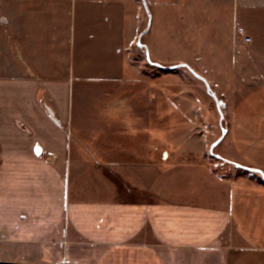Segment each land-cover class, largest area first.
Here are the masks:
<instances>
[{
    "label": "crops",
    "instance_id": "crops-1",
    "mask_svg": "<svg viewBox=\"0 0 264 264\" xmlns=\"http://www.w3.org/2000/svg\"><path fill=\"white\" fill-rule=\"evenodd\" d=\"M70 2L9 0L8 13L0 9V264H264V182L240 169L264 173V0H209L202 11L219 34L203 46L216 51L220 89L246 88L231 108L223 100L228 128L213 144L236 165L226 177L191 148L175 151L191 160L164 168L146 163L139 146L126 151L140 143L127 137L161 144L158 98L103 97L95 105L105 111L77 132L71 84L82 71L61 28L70 10L85 26L113 25L122 56L131 4L147 10L143 0ZM247 24L250 43L237 34Z\"/></svg>",
    "mask_w": 264,
    "mask_h": 264
},
{
    "label": "rangeland",
    "instance_id": "rangeland-1",
    "mask_svg": "<svg viewBox=\"0 0 264 264\" xmlns=\"http://www.w3.org/2000/svg\"><path fill=\"white\" fill-rule=\"evenodd\" d=\"M8 2L9 0H0L2 13H8ZM147 4L151 12L152 27L150 26L143 37L142 33L149 25L147 12L143 11L141 5L134 8L132 4L128 10L131 40L128 51L124 52L123 56V51L115 45V35L111 34L113 25L94 21L85 26L80 19V10H70L69 20L61 28H64L67 41L71 39L76 69L82 71L79 74L82 79L76 78L71 84L72 88L74 86V89H71L75 102L74 127L77 132L89 131L97 118L95 112L105 111V105H95L103 97L131 100L158 98L156 108L160 106L162 113L160 122L157 119L156 123L161 135V144H152V139L147 135L144 138L127 137L123 139L130 141L129 144L140 143L126 151L131 152L134 147L139 146L141 150H145L142 155L145 156L146 163L154 161L160 168H164L170 164L169 161L173 162L175 157L184 161L191 160L195 156L193 153L182 157L175 154L176 150L191 148L198 150V157L206 159L215 171L226 177L234 172L236 165L232 162L228 164L223 161L225 159L218 157L213 144L221 137L220 126L223 129L228 128L229 112L224 107L223 100H229L231 108L246 88L220 89L223 84L217 71L216 51H210L212 56L204 53L208 51L207 46H203L204 42L216 39L219 35L215 31L216 25L203 24L202 11L212 4L209 0H149ZM247 6L243 5L244 16V11H249ZM260 7L252 9L259 10ZM243 21L248 19L243 18ZM250 28L252 26L248 24L240 26L238 36H241L242 32L241 37H247L251 32ZM181 65L186 67L169 69ZM66 67L68 69V60ZM188 68L208 78L205 79L210 82L211 93L208 92L206 84ZM111 77L113 79L109 80ZM212 94L217 96L221 111ZM170 100L177 104V120H171L169 116ZM99 105L102 110H95ZM134 107L129 106L131 112H134ZM49 111L52 110L49 108ZM150 112L152 113V110ZM146 116L145 129L149 130L154 127V122L149 113H146ZM78 139L84 144L89 143L88 138ZM154 145L161 147L156 149Z\"/></svg>",
    "mask_w": 264,
    "mask_h": 264
},
{
    "label": "water",
    "instance_id": "water-1",
    "mask_svg": "<svg viewBox=\"0 0 264 264\" xmlns=\"http://www.w3.org/2000/svg\"><path fill=\"white\" fill-rule=\"evenodd\" d=\"M143 2H144V5H145V7H146V10H147V12H148V14H149V16H150V18H151V13H150V11H149V9H148V6H147V2L145 1V0H143ZM150 24L148 25V27H147V29L142 33V37L149 31V29H150ZM149 62H150V59H149ZM177 67H186V65H181V66H176V67H172V68H169V69H176ZM198 79H200V80H202L205 84H206V86H207V89H208V92H210L211 93V87H210V85H209V83L207 82V80L203 77V76H201L200 74H198L195 70H193V69H191V68H188ZM212 97L215 99V101L217 102V106H218V109H219V111H221V108H220V105H219V101H218V98H217V96L216 95H214V94H212ZM222 114V113H221ZM222 117H223V115H222ZM221 141V139H219V141L218 142H216L215 144H214V146H216L219 142ZM252 171H254V172H257V173H260L263 177H264V173L263 172H261V171H259V170H252Z\"/></svg>",
    "mask_w": 264,
    "mask_h": 264
},
{
    "label": "trees",
    "instance_id": "trees-1",
    "mask_svg": "<svg viewBox=\"0 0 264 264\" xmlns=\"http://www.w3.org/2000/svg\"><path fill=\"white\" fill-rule=\"evenodd\" d=\"M220 160H222V159H220ZM224 162H226V163H228V164H231L229 161H227V160H223ZM240 169L241 170H243V171H246V172H249V173H252V174H255V175H257L259 178H261L262 180H263V182H264V177L260 174V173H257V172H254V171H252V170H249V169H245V168H242V167H240Z\"/></svg>",
    "mask_w": 264,
    "mask_h": 264
},
{
    "label": "built area",
    "instance_id": "built-area-1",
    "mask_svg": "<svg viewBox=\"0 0 264 264\" xmlns=\"http://www.w3.org/2000/svg\"><path fill=\"white\" fill-rule=\"evenodd\" d=\"M2 21H4V20H2ZM240 34H241V36H242V32H240ZM243 40H244L245 43H250L252 39L249 38V37H245V36H244Z\"/></svg>",
    "mask_w": 264,
    "mask_h": 264
}]
</instances>
